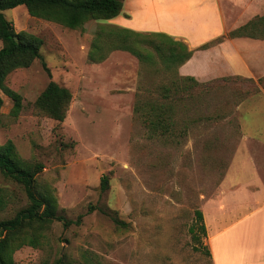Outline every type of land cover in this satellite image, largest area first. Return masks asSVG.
Masks as SVG:
<instances>
[{
  "label": "rangeland",
  "instance_id": "rangeland-1",
  "mask_svg": "<svg viewBox=\"0 0 264 264\" xmlns=\"http://www.w3.org/2000/svg\"><path fill=\"white\" fill-rule=\"evenodd\" d=\"M227 1L238 16L264 15V0H220L221 27L178 37L186 43L189 37L187 45L197 55L188 68L192 74L181 72L184 63L179 75L194 76L205 86L195 87L192 97L177 90L170 99L161 93L168 78L128 51L105 48V60L90 59L94 38L119 26L122 13L118 20H89L71 29L30 15L23 5L4 11L17 32L34 33L44 43L42 59L6 79L22 96L17 116L11 113L13 100L0 89V144L12 140L22 159L44 165L36 191L55 202L58 215L73 221L47 225L40 246L15 251L16 264H213L195 212L223 193L255 188L253 172L245 170L252 149L246 137L264 136V39L228 36L241 21L231 19ZM158 6L156 16L172 23L164 5ZM236 38L252 40L237 45ZM236 50L262 71L252 77L229 73L226 56ZM51 81L72 94L63 121L36 107ZM161 103L173 122H145L146 113L158 112ZM257 154L264 160V146ZM103 176L109 179L106 190ZM0 188V220L29 205L23 185L2 172Z\"/></svg>",
  "mask_w": 264,
  "mask_h": 264
},
{
  "label": "trees",
  "instance_id": "trees-1",
  "mask_svg": "<svg viewBox=\"0 0 264 264\" xmlns=\"http://www.w3.org/2000/svg\"><path fill=\"white\" fill-rule=\"evenodd\" d=\"M124 2L125 0H0V89L13 100L11 113L14 116L21 111L22 96L6 85V79L13 71L27 68L36 59H42L41 48L44 41L40 36L28 31L17 32L4 11L23 5L32 16L77 29L82 28L89 20L107 21L117 17L123 11ZM228 36L264 39V15L232 29ZM208 46L209 43L203 44L201 49ZM105 48L106 52L112 49L128 51L136 56L144 67L159 75H165L169 82L161 85L164 99H170L177 90H183L192 97L195 87L204 85L194 76L179 75L178 68L193 56L194 51L186 42L175 39L168 33L141 32L117 25L109 31L103 29V33L97 34L89 52L90 59L97 62L105 60ZM260 80H264V77ZM71 99L72 94L67 87L51 81L38 97L36 107L43 114L63 121ZM3 102L0 95V108ZM160 105L158 112H152V108L151 112L146 113L145 122L154 126H165L167 120L173 122L167 115L165 103ZM43 168L42 163H30L22 159L12 140L0 144V172L21 183L29 199V205L19 210L14 217L0 220V264H16L14 253L25 245L40 246L43 229L53 221H63L65 226L73 223L72 220L56 213L55 202L50 197L36 191V178ZM108 185V177L103 176L102 190H106ZM2 201L0 196V202ZM195 214L197 222H200V231L206 237L203 212L197 210ZM191 230L194 237L197 236L195 228ZM206 254L212 258L209 246ZM58 264L68 263L58 260Z\"/></svg>",
  "mask_w": 264,
  "mask_h": 264
},
{
  "label": "crops",
  "instance_id": "crops-1",
  "mask_svg": "<svg viewBox=\"0 0 264 264\" xmlns=\"http://www.w3.org/2000/svg\"><path fill=\"white\" fill-rule=\"evenodd\" d=\"M130 1L135 6L123 9L122 15L125 18L119 20V26L136 31L165 32L177 39L186 34H211L221 27L223 21L225 23L224 8L220 0H126L124 4L127 5ZM226 4V11L233 16L231 19L241 21L239 26L251 19L249 13H244L243 17L238 16L237 7L231 2ZM158 5H164L165 15L173 16L172 23L165 24L156 16ZM116 18L118 20L120 17ZM136 18L139 19L137 24L133 20ZM235 40L238 45L249 44L252 39ZM190 41L188 37L187 43ZM196 56L193 54L181 67L182 73L192 74L188 72V68L196 60ZM226 63L229 73L244 77H252L262 71L260 67L251 66L240 50L229 52ZM213 70L217 73L220 71L217 68ZM193 75L204 80L199 74ZM260 137L253 141L246 137L251 141L252 149L245 159V170L253 172L255 177L252 182H255V188L239 187L230 193H223L218 199L203 204L201 209L207 229L205 240L211 251L213 264H264V160L259 158V154L255 155L264 146V136ZM259 180L260 183L257 184Z\"/></svg>",
  "mask_w": 264,
  "mask_h": 264
}]
</instances>
